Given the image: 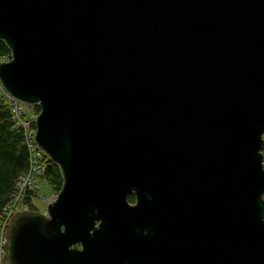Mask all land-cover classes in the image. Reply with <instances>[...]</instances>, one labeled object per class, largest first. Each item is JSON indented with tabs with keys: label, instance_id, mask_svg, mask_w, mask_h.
I'll return each instance as SVG.
<instances>
[{
	"label": "water",
	"instance_id": "water-1",
	"mask_svg": "<svg viewBox=\"0 0 264 264\" xmlns=\"http://www.w3.org/2000/svg\"><path fill=\"white\" fill-rule=\"evenodd\" d=\"M0 41L62 176L1 264H264V0H0Z\"/></svg>",
	"mask_w": 264,
	"mask_h": 264
},
{
	"label": "built area",
	"instance_id": "built-area-1",
	"mask_svg": "<svg viewBox=\"0 0 264 264\" xmlns=\"http://www.w3.org/2000/svg\"><path fill=\"white\" fill-rule=\"evenodd\" d=\"M10 60V56L1 58V62ZM0 100L7 106L14 123V129L21 131L23 142L29 153V168L17 180L14 191L3 209L0 217V264L4 256V244L8 220L17 214L31 211L33 203L31 199L37 195L39 188L44 185V174L51 161L39 153L33 145V137L36 134V117L39 112L36 105H25L19 100L10 97L1 90ZM52 200L56 195H53ZM51 200V201H52ZM50 201V202H51Z\"/></svg>",
	"mask_w": 264,
	"mask_h": 264
},
{
	"label": "trees",
	"instance_id": "trees-1",
	"mask_svg": "<svg viewBox=\"0 0 264 264\" xmlns=\"http://www.w3.org/2000/svg\"><path fill=\"white\" fill-rule=\"evenodd\" d=\"M10 56L7 46L0 41V59ZM39 112L38 106H36ZM264 156V147H263ZM29 168V153L24 145L21 131L14 129L12 116L6 105L0 100V217L10 194L14 191L18 178ZM44 180L54 190L59 191L62 176L59 167L53 163L48 165ZM130 200H133L130 197ZM31 211H35L31 207Z\"/></svg>",
	"mask_w": 264,
	"mask_h": 264
},
{
	"label": "rangeland",
	"instance_id": "rangeland-1",
	"mask_svg": "<svg viewBox=\"0 0 264 264\" xmlns=\"http://www.w3.org/2000/svg\"><path fill=\"white\" fill-rule=\"evenodd\" d=\"M57 190H54L49 184L46 182L42 185L36 196H34L31 201L35 208V211L38 213H45L47 204L52 200L53 195L57 194Z\"/></svg>",
	"mask_w": 264,
	"mask_h": 264
},
{
	"label": "flooded vegetation",
	"instance_id": "flooded-vegetation-1",
	"mask_svg": "<svg viewBox=\"0 0 264 264\" xmlns=\"http://www.w3.org/2000/svg\"><path fill=\"white\" fill-rule=\"evenodd\" d=\"M130 197H132L133 200H130ZM130 197H129L130 203H132V204L135 203L134 195L132 194Z\"/></svg>",
	"mask_w": 264,
	"mask_h": 264
}]
</instances>
